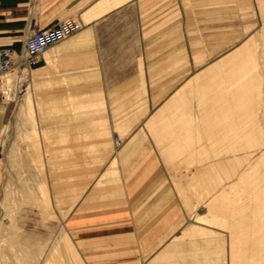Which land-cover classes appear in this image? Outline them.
<instances>
[{"label":"rangeland","instance_id":"374dc122","mask_svg":"<svg viewBox=\"0 0 264 264\" xmlns=\"http://www.w3.org/2000/svg\"><path fill=\"white\" fill-rule=\"evenodd\" d=\"M179 4L174 84L183 87L172 100L187 109L168 108V117L134 124L133 132L153 134L179 176L185 219L157 253H143L145 264H264V0ZM33 28L45 30L29 22L23 39ZM12 78L0 119V264H123L124 253L113 251L123 242L84 238L92 225L71 215L94 181L95 165L85 162L94 158L62 157L66 142L46 138V123L75 120L82 110L44 108L46 95L25 70L13 96ZM103 179L98 188L109 175ZM62 186L69 194H61ZM108 245L114 248L106 253Z\"/></svg>","mask_w":264,"mask_h":264},{"label":"crops","instance_id":"0c3cea01","mask_svg":"<svg viewBox=\"0 0 264 264\" xmlns=\"http://www.w3.org/2000/svg\"><path fill=\"white\" fill-rule=\"evenodd\" d=\"M179 5V0H0V49L19 52L29 22L40 29L67 19L81 22L78 33L53 46L28 73L37 92L46 95L44 108L82 110L75 120L61 116L46 123V138L66 142L62 157L94 158L85 161L95 165L94 181L71 215L92 225L83 230L84 238L123 242V249H113L124 253L123 264H145L143 253H157L185 219L176 192L179 176L167 167L153 134L133 132L134 124L168 117V108L187 109L172 100L183 87L174 84L181 67ZM22 73L18 68L9 75L13 96ZM3 85L0 119L8 94ZM107 175L109 183L98 188ZM109 246L106 253L114 248Z\"/></svg>","mask_w":264,"mask_h":264},{"label":"built area","instance_id":"2783aa9c","mask_svg":"<svg viewBox=\"0 0 264 264\" xmlns=\"http://www.w3.org/2000/svg\"><path fill=\"white\" fill-rule=\"evenodd\" d=\"M81 29L80 21L67 19L45 30L33 28L25 37L21 55L11 48L0 49V94L11 72L18 68L30 72L37 67L41 56Z\"/></svg>","mask_w":264,"mask_h":264},{"label":"bare ground","instance_id":"6f19581e","mask_svg":"<svg viewBox=\"0 0 264 264\" xmlns=\"http://www.w3.org/2000/svg\"><path fill=\"white\" fill-rule=\"evenodd\" d=\"M23 74V73H22ZM6 84V83H5ZM4 86V85H3ZM4 88V87H3ZM120 142V141H119ZM117 144V143H116Z\"/></svg>","mask_w":264,"mask_h":264}]
</instances>
